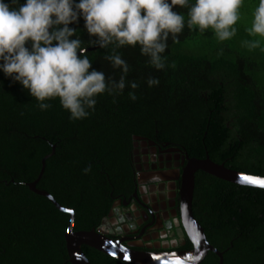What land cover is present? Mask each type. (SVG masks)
<instances>
[{"label": "trees", "instance_id": "1", "mask_svg": "<svg viewBox=\"0 0 264 264\" xmlns=\"http://www.w3.org/2000/svg\"><path fill=\"white\" fill-rule=\"evenodd\" d=\"M174 10L187 21L186 9ZM83 26V20L73 25L83 46L92 47ZM235 26L237 35L224 42L211 30L201 35L187 26L178 43L170 37L164 55L168 64L176 63L174 69L156 70L139 46L118 49L130 66L127 81L140 85L138 99H129L130 87L115 103L105 93L83 120H70L58 99L41 111L22 85L0 72V264H70L64 242L70 215L27 186L38 178L52 145L55 154L37 187L74 210V230H88L103 210L107 183L100 171L117 182L134 134L158 130L194 157L208 152L216 163L264 177V52L242 46L262 38L249 36L251 26ZM106 54L109 50L101 48L85 53L95 69L118 81L121 70L104 59ZM150 77L159 85L149 87ZM195 182L193 214L209 243L224 253L223 264H264V189L203 171ZM82 249L92 264H130L87 245ZM219 262L210 251L201 264Z\"/></svg>", "mask_w": 264, "mask_h": 264}, {"label": "clouds", "instance_id": "2", "mask_svg": "<svg viewBox=\"0 0 264 264\" xmlns=\"http://www.w3.org/2000/svg\"><path fill=\"white\" fill-rule=\"evenodd\" d=\"M243 5L244 0H0V72L22 85L41 111L58 99L70 120H83L105 93L115 103L130 87L129 99H138L140 85L127 81L130 66L118 49L139 46L156 70L174 69L176 63L168 64L164 55L170 37L178 43L187 26L201 35L211 30L220 42L231 40ZM177 6L187 10V21L174 10ZM81 20L89 45L109 50L104 59L121 70L118 81L95 69L85 55L78 27H73ZM247 32L264 39V0H259ZM262 39L245 40L242 46L264 52ZM159 83L155 77L147 80L149 87Z\"/></svg>", "mask_w": 264, "mask_h": 264}, {"label": "flooded vegetation", "instance_id": "3", "mask_svg": "<svg viewBox=\"0 0 264 264\" xmlns=\"http://www.w3.org/2000/svg\"><path fill=\"white\" fill-rule=\"evenodd\" d=\"M190 158L197 157L182 143L163 139L158 130L154 135H132L117 182L100 171L107 183L104 207L88 230L137 250L192 249L181 219L180 196ZM64 242L66 247L65 233Z\"/></svg>", "mask_w": 264, "mask_h": 264}, {"label": "water", "instance_id": "4", "mask_svg": "<svg viewBox=\"0 0 264 264\" xmlns=\"http://www.w3.org/2000/svg\"><path fill=\"white\" fill-rule=\"evenodd\" d=\"M97 49H99L98 46L88 47L86 48V52H91ZM55 149L56 145H52V152L42 159V167L38 178L27 183V186L35 194L48 198L58 210L70 215L68 227L65 232L68 262L70 264H92L82 249L83 245L90 246L106 255L130 264H201L210 251L214 252L219 257V264H223L224 253L217 250L209 243L204 228L193 214L196 173L198 171H203L233 184L255 188L261 187L248 183L243 180L242 177L248 176L254 179L264 180L263 176L247 174L228 168L224 164L216 163L208 154L205 158H190L183 172L180 196L181 219L185 232L193 244V248L173 251L137 250L126 247L121 241L109 238L94 229L74 230V210L64 207L51 193L37 187L39 181L44 175L46 161L55 154Z\"/></svg>", "mask_w": 264, "mask_h": 264}, {"label": "rangeland", "instance_id": "5", "mask_svg": "<svg viewBox=\"0 0 264 264\" xmlns=\"http://www.w3.org/2000/svg\"><path fill=\"white\" fill-rule=\"evenodd\" d=\"M256 7H257L256 3H252V2L244 3L242 8L240 9L241 19L238 21L241 24V26H251L253 13Z\"/></svg>", "mask_w": 264, "mask_h": 264}, {"label": "snow or ice", "instance_id": "6", "mask_svg": "<svg viewBox=\"0 0 264 264\" xmlns=\"http://www.w3.org/2000/svg\"><path fill=\"white\" fill-rule=\"evenodd\" d=\"M243 180L247 181L248 183H252L254 185H257L261 188H264V180L254 179L252 177L244 176L242 177Z\"/></svg>", "mask_w": 264, "mask_h": 264}]
</instances>
